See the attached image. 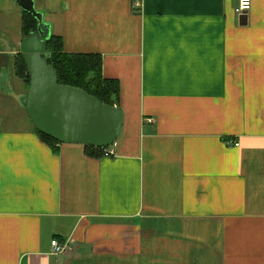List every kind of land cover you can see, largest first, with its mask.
Instances as JSON below:
<instances>
[{"label": "crops", "instance_id": "obj_1", "mask_svg": "<svg viewBox=\"0 0 264 264\" xmlns=\"http://www.w3.org/2000/svg\"><path fill=\"white\" fill-rule=\"evenodd\" d=\"M34 1L66 53L102 57L124 124L111 158L45 144L14 70L23 11L0 0V264H264V0L244 17L238 0Z\"/></svg>", "mask_w": 264, "mask_h": 264}, {"label": "water", "instance_id": "obj_2", "mask_svg": "<svg viewBox=\"0 0 264 264\" xmlns=\"http://www.w3.org/2000/svg\"><path fill=\"white\" fill-rule=\"evenodd\" d=\"M15 1L37 22L36 32L24 38L21 44L30 78L24 104L34 129L61 144L112 146L122 135V110L105 105L82 90L59 84L57 71L48 63L50 25L37 10L34 0Z\"/></svg>", "mask_w": 264, "mask_h": 264}, {"label": "trees", "instance_id": "obj_3", "mask_svg": "<svg viewBox=\"0 0 264 264\" xmlns=\"http://www.w3.org/2000/svg\"><path fill=\"white\" fill-rule=\"evenodd\" d=\"M37 22L35 18L25 12L22 15V34L28 37L36 32ZM48 63L53 67L59 77V84L82 90L100 102L108 106L119 108V83L116 80L107 79L103 74L102 57L90 54H69L65 52L62 37L51 35L47 41ZM15 75L25 82L27 88L30 86V78L27 65L20 55L15 61ZM35 133L54 151L62 145L57 140L46 136L37 130ZM87 155L96 158H103L101 148L84 146Z\"/></svg>", "mask_w": 264, "mask_h": 264}, {"label": "built area", "instance_id": "obj_4", "mask_svg": "<svg viewBox=\"0 0 264 264\" xmlns=\"http://www.w3.org/2000/svg\"><path fill=\"white\" fill-rule=\"evenodd\" d=\"M253 5V0H238V6L236 8V13L239 17H244L246 16L252 9ZM116 146L117 142L114 143L110 147H103L101 148L103 158H111L116 156ZM235 146L238 147L239 144L235 143ZM52 248L55 254L57 255H66L69 252L72 251L71 245L70 244H61L57 240H54L52 242Z\"/></svg>", "mask_w": 264, "mask_h": 264}, {"label": "rangeland", "instance_id": "obj_5", "mask_svg": "<svg viewBox=\"0 0 264 264\" xmlns=\"http://www.w3.org/2000/svg\"><path fill=\"white\" fill-rule=\"evenodd\" d=\"M20 122V121H19ZM20 124V123H19ZM30 124V123H29ZM32 124V123H31Z\"/></svg>", "mask_w": 264, "mask_h": 264}]
</instances>
